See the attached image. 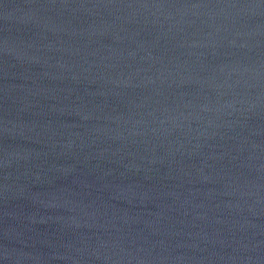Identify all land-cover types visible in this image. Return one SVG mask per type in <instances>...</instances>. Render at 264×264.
Masks as SVG:
<instances>
[{
	"label": "water",
	"instance_id": "95a60500",
	"mask_svg": "<svg viewBox=\"0 0 264 264\" xmlns=\"http://www.w3.org/2000/svg\"><path fill=\"white\" fill-rule=\"evenodd\" d=\"M0 264H264V0H0Z\"/></svg>",
	"mask_w": 264,
	"mask_h": 264
}]
</instances>
